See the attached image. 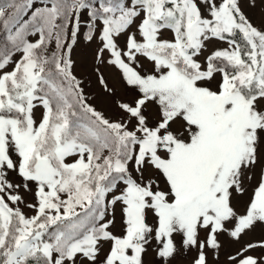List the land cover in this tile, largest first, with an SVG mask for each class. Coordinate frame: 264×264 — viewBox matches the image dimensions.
<instances>
[{
    "label": "snow or ice",
    "instance_id": "snow-or-ice-1",
    "mask_svg": "<svg viewBox=\"0 0 264 264\" xmlns=\"http://www.w3.org/2000/svg\"><path fill=\"white\" fill-rule=\"evenodd\" d=\"M190 253L264 264V0H0V264Z\"/></svg>",
    "mask_w": 264,
    "mask_h": 264
},
{
    "label": "rangeland",
    "instance_id": "rangeland-1",
    "mask_svg": "<svg viewBox=\"0 0 264 264\" xmlns=\"http://www.w3.org/2000/svg\"><path fill=\"white\" fill-rule=\"evenodd\" d=\"M248 14L252 18L254 23L256 24L261 23L262 13L259 7L257 9L248 10ZM94 49H95L94 44L87 45L84 43H81L76 48H74L72 57L74 61H76L75 68L77 74L87 73V71L91 67L92 57L94 55ZM177 240H179V238H177ZM192 255H194V253H190L187 256L183 254H178L176 258L171 262V264H190ZM146 259L150 261L151 264H158V262L155 261V258L151 254Z\"/></svg>",
    "mask_w": 264,
    "mask_h": 264
}]
</instances>
